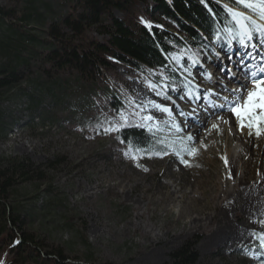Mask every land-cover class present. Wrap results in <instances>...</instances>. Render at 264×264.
<instances>
[{"label":"rangeland","instance_id":"374dc122","mask_svg":"<svg viewBox=\"0 0 264 264\" xmlns=\"http://www.w3.org/2000/svg\"><path fill=\"white\" fill-rule=\"evenodd\" d=\"M71 1L73 0H0V9L16 17H25L21 22V32L35 38L33 42L24 38L21 56L45 53L42 42L49 41L45 34L49 21L62 16L64 8ZM12 22L10 17L0 20L2 43L20 38L18 32L9 27ZM161 24L166 30H171L166 21ZM63 33L66 32L59 31V35ZM223 33L229 39L228 32ZM89 37L98 42L107 39L97 28L89 31ZM214 42H206L202 52L173 48L168 59L170 67L181 81L174 86L162 73L146 69L132 72L116 67L113 71L104 72L102 76L78 80L76 73L70 69H63L56 75H43L42 68L35 64L13 87L1 89L0 125H6L7 129H0V156L28 159L43 172L41 182L21 183L9 196L12 205L21 213L13 232L34 239L43 247L44 252L59 250L65 257V264H167L169 255L185 244H193L198 256L195 264H264V247L260 246V240L253 237L252 233L247 235L248 242L236 244L237 250L234 251L216 244L218 220H205L203 216H197L202 212L211 216L215 209L218 192L207 194L208 190L212 186L220 187L221 183L228 186L231 181L228 173L230 171L232 176L233 168H230L228 158L226 166L221 157L243 143L240 140L232 142L229 133H235L236 138L241 136L243 141L258 143L256 151L264 145V138L250 137L246 129L240 132L234 119V124L228 123L227 129L222 130V133L212 130L210 136L205 138V142L211 144L210 151H205L195 139V146L200 148L199 155L193 158L185 154L191 167L182 164L173 154L174 150L183 149L181 138L187 135L196 138L197 133L192 134V127L198 126L194 122H183L180 113L186 116V110L190 108L183 106L180 97L192 99L188 94L191 92L193 97L199 96V99L194 98L195 102L201 100L202 103L205 97L200 92L203 93L202 85L206 84L205 70L209 69L213 80L208 85L211 90L217 91L214 88L216 73L211 65H207L209 69H205L207 66L203 64L205 59L215 61L218 57L221 63L222 56L217 53ZM193 60H198L199 65L193 66ZM2 61L0 51V63ZM221 68L216 72L221 73ZM200 70L205 72L200 75L201 81L195 77ZM223 81L219 83L224 84ZM150 85L156 87L150 88ZM235 85L228 86L234 88ZM108 88H112L126 104L122 112L130 117V123L134 127L142 122V117L150 115V106L157 99L158 104L176 106L172 108L171 118L160 112L165 114L164 119L152 125L157 137L172 144L168 155L161 158L154 154L165 150L166 147L163 149L160 146L148 151L153 154L151 158L137 153L143 158L134 161L125 155L129 146L121 143L116 132L105 134L104 129L110 126L109 121L114 117L119 118L118 113L108 105ZM157 92L162 94L157 95ZM163 93H167L170 99H163ZM207 100L215 99L211 96ZM200 107L204 109L203 104ZM173 120L180 125V132L170 127ZM211 121L207 123L210 124ZM190 124L193 126L190 127ZM185 127L190 129L188 133ZM251 151L252 147H249L242 156V162L249 163V168L256 174L261 164L258 157L251 155ZM163 160L164 165L153 166L155 174H149L148 179L144 170L136 166L140 163L147 168L153 161ZM168 164L182 174L183 194L177 193V196H184L181 203L162 199L164 191L160 184L172 182L165 173L163 175ZM119 167L135 172L144 179V186L150 187L142 189L143 200L140 188L130 189L129 192L121 187L114 189L116 181L113 173ZM199 172H216L217 178L213 184L205 182L204 200L199 204H192L188 200L199 190L194 186L191 190L190 185ZM234 172L239 171L235 169ZM43 205L46 207H42ZM243 220L237 214H233L230 219L233 225H239ZM255 232L260 233V230ZM81 234L85 235L87 245L80 241ZM156 237L160 238L159 243H156ZM208 237L212 241L206 246L205 240ZM87 253L91 254L89 259L85 258ZM1 256L0 249V259Z\"/></svg>","mask_w":264,"mask_h":264},{"label":"trees","instance_id":"16d2710c","mask_svg":"<svg viewBox=\"0 0 264 264\" xmlns=\"http://www.w3.org/2000/svg\"><path fill=\"white\" fill-rule=\"evenodd\" d=\"M224 2L236 4L233 0H73L64 8L62 16L49 21L45 32L49 41L42 42L45 53L28 57L20 55L24 38L31 42L35 38L21 32L25 17H16L0 9V20L12 18L9 27L20 37L10 43L0 41L3 56L0 90L13 87L35 64L42 68L43 75H56L63 69H70L78 80L102 76L116 67L132 72L146 69L162 73L172 86L180 84L168 57L173 48L203 51L206 42L211 40L219 38L224 43L218 30L232 28L231 15L220 5ZM162 21L169 23L171 30H166ZM94 28L106 35L104 42L89 37V31ZM60 30L66 33L59 35ZM106 98L116 113L126 107L112 88H108ZM0 129L5 131L7 126L2 124ZM116 133L127 146L131 142L147 151L160 146L165 148L157 143L161 137L138 129L132 123ZM169 149L165 148L170 152ZM42 173L41 168L28 159L0 156V264H65V257L59 250L44 252L34 239L13 232L21 213L12 205L9 196L21 183L41 182ZM79 239L87 245L85 235H79ZM90 255L87 253L85 258L89 259ZM197 259L193 244H185L169 255L167 264H195Z\"/></svg>","mask_w":264,"mask_h":264},{"label":"bare ground","instance_id":"6f19581e","mask_svg":"<svg viewBox=\"0 0 264 264\" xmlns=\"http://www.w3.org/2000/svg\"><path fill=\"white\" fill-rule=\"evenodd\" d=\"M254 47H250V45L241 46L239 48H234L233 51L230 52L227 59L220 60L219 58L215 61L208 60L209 65H211V69L216 73L217 81L215 82L214 88L217 90L216 92L219 93V95H213L212 98L215 99L216 103H221L223 96H230V93L224 91L223 86H227L229 89H231L230 86L232 84H236L234 88H238L240 86L239 79L235 77V79H229L225 71H222L221 73H217V69L219 68H230L231 65L235 66L234 71H240L242 74L248 73L249 70L251 71H257V69L261 66H264V61H262V57L259 56L258 50H254ZM236 51L240 52L238 53V57L236 55ZM230 58V59H229ZM226 62H228V65L225 66ZM258 63L262 64L257 65ZM221 68V69H222ZM203 74V71H198L197 76H195L198 80L201 81L200 75ZM228 79V80H227ZM225 80V81H223ZM212 81V80H211ZM208 81V82H211ZM223 81V83H219ZM206 83V81H205ZM204 84V83H203ZM228 84V85H227ZM208 85L207 83L204 84V86ZM209 86V85H208ZM233 88V87H232ZM205 90H202L203 93L200 92V94L205 93ZM192 99L190 98H183L182 104L183 106H188L190 109H188L189 115L186 114V116L181 115L183 122H191L195 123L198 126H194L190 124L189 126L193 128L192 134H196V141L200 143L201 140H203L204 144L207 145V149L205 151L211 150V144H208L205 142V138L210 136L208 134V129L211 127V124L214 122H218L216 119V115L223 116L224 119L228 120L229 123L234 124V117L230 112H225L222 110H217L216 114L209 115L208 113L202 114V109L200 108V105L204 102L205 106L207 107L210 100L204 99L201 103L200 101H196L193 98V93H190ZM194 102H193V101ZM158 102V99L155 101L156 104ZM170 108H175L176 106L173 104H167ZM199 108H198V107ZM150 110V115H153L155 117V120L152 123V125L157 124V122L164 119V115H162L157 109L153 107V104ZM196 108V109H195ZM195 109V112L193 110ZM200 110V111H199ZM209 112H212V109H209ZM191 114V115H190ZM200 116L202 117L203 122L197 123L195 120V117ZM207 116V120H204L203 118ZM209 120H212L211 123H207ZM174 121V120H173ZM172 121V122H173ZM146 123V121H145ZM207 123V124H206ZM207 128H205V126ZM228 124H220V127L222 130L227 129ZM184 129H188L185 127ZM235 130V129H234ZM186 133L190 131V129L185 130ZM238 135V133H236ZM229 139L232 142H238L239 140L242 141L243 145L239 146L234 149L227 151L226 156L228 160L230 161L229 165L232 169V178L230 179V183L228 186L226 184L221 183L220 187H213L208 190L207 194L212 191H217V201L214 203L215 209L212 211L211 216L209 214L198 213L197 216H203L205 220L207 219H213L215 218L218 220V227L215 231V237H216V244L218 245H224L228 248L235 249L236 244H245L248 242L247 235L253 233L255 230H260V232L264 231V228H261L258 221L261 219H264V145L260 147V149L257 151L255 150L256 146H258V143H250V141H243V138L237 137L235 133H229ZM249 147H252L251 155L258 157V161L261 164V167L258 171V173H253L251 169L249 168V163L242 162V156L243 154L249 150ZM245 160V159H244ZM242 162V165L241 163ZM165 160L163 161H153L152 165L151 163L148 165L147 169L148 171H144L147 175V179L149 178V174L154 175L155 171L153 170V166H162L164 165ZM125 168H116L113 177L114 181H116L114 185V189H117L118 187H121L124 190H127L129 192L130 189L140 188L141 191L143 188L150 189V187L144 186V179L141 178L138 174L135 172H130L127 170H124ZM237 169L239 172L235 173L234 170ZM172 180L170 184L161 183L160 187L164 191L163 194H161L162 199L166 202H172V203H181L184 196H180L183 194L181 192L182 189V182L183 177L181 172L174 170L173 166L171 164H168L166 166L165 171L163 172ZM217 178L216 172H209V173H197L193 179H192V185H190L191 190L196 187L199 191L195 192V194L192 195L191 198H189V202L192 204H199L201 201L204 200V190H205V182L209 184H213V181H215ZM216 185V184H215ZM178 187V189H176ZM173 189V190H172ZM113 194H118L117 192L111 191ZM180 192V195L177 196V193ZM142 191V200L144 198ZM191 193V192H190ZM200 195V196H197ZM240 213V214H238ZM233 214L241 215L244 220L240 222L239 225H233L230 221L231 216ZM235 217H237L235 215ZM262 229V230H261ZM253 236V235H252ZM254 237V236H253ZM212 239L208 237L205 240V245H209V242L211 243ZM160 242V238L156 237V243ZM234 250V251H235Z\"/></svg>","mask_w":264,"mask_h":264},{"label":"snow or ice","instance_id":"6c2138e0","mask_svg":"<svg viewBox=\"0 0 264 264\" xmlns=\"http://www.w3.org/2000/svg\"><path fill=\"white\" fill-rule=\"evenodd\" d=\"M238 7H242L253 15H246L244 11H234L232 8H226V11L231 15L234 24L239 28V31L232 35V39L239 38V43L242 46H246V40H251L253 38V33H260L264 35V23L259 21H264V0H233ZM255 16L256 18H253ZM219 58V57H218ZM230 59V58H229ZM193 66L199 64L198 60L192 61ZM222 71H225L229 79H235L236 74L232 71L231 68H222ZM187 71V69H186ZM189 75L191 73L189 72ZM211 79V76L208 77ZM155 85H150V88H155ZM167 87V85H165ZM224 91L230 93V96H223L221 103H216L215 101L209 102L208 106L205 107L204 111L209 115L216 114L217 110H222L225 112H230L235 119L236 125L238 126L240 132H244L245 129L248 132L250 137L254 136L256 139L264 138V66H261L257 71L249 70L245 74V81L240 83L238 88L229 89L226 85L223 86ZM175 91V89H172ZM161 92H157V95H161ZM209 97L213 95H219V93L214 92L213 90H208ZM181 99L184 97L181 96ZM193 98L199 99V96H194ZM163 99L168 100L170 97L167 93H163ZM153 103V107L161 113L167 114L170 118L172 116V108L164 106L161 104ZM209 109H212V112H209ZM195 112V109L193 110ZM184 115V113H180ZM191 115V114H190ZM118 119L113 118L109 121V127L105 128V134L111 132H120L122 128L128 127L130 125V117L123 112L118 113ZM207 120V116L203 118ZM218 122L211 124V127L208 129V134L212 130H216L218 133H222L220 124H228L229 121L224 119L223 116L216 115ZM142 122L137 124L136 127L144 128L152 135H155L154 128L152 123L155 120L153 115H147L141 118ZM197 123H200L201 118L195 117ZM145 121L147 123H145ZM171 128L175 129L176 132H180V125L172 122L170 125ZM157 130L158 127H157ZM229 132H231V127H229ZM119 138V137H118ZM187 141V143H185ZM124 140H121V143H124ZM180 142L184 145L182 150H174L173 154L177 156L182 164L185 166L191 167L189 160L185 159V154L189 157L195 158L199 155L200 148L195 146V138L192 135H187L184 138L180 139ZM157 143L164 145L166 148H171V143H166L165 139H158ZM200 147L207 149V145L204 144L203 140L200 141ZM137 153H142L151 158L152 153H149L147 149L142 147H137L131 142H129V151L125 152L126 156H129L132 160L137 161L143 156H138ZM161 158L163 155H168V151L161 150L154 153ZM224 160L225 165L227 166L228 160L227 157H221ZM137 167L142 168L144 171H148L146 167L142 164L137 163ZM228 178L231 179V172L228 173ZM261 228H264V219L258 221ZM253 236L257 237L260 240V246L264 247V232L252 233ZM18 243V242H17Z\"/></svg>","mask_w":264,"mask_h":264}]
</instances>
